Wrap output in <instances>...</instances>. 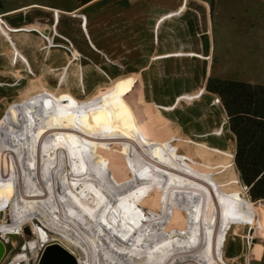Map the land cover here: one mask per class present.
Segmentation results:
<instances>
[{"label": "rangeland", "instance_id": "rangeland-1", "mask_svg": "<svg viewBox=\"0 0 264 264\" xmlns=\"http://www.w3.org/2000/svg\"><path fill=\"white\" fill-rule=\"evenodd\" d=\"M183 2L185 0H93L81 10L70 13L62 11L60 19L56 21L54 11L44 7L49 5L70 11L82 5L77 0H0V8L27 3L37 5L32 7L35 9L25 11L28 17H40L49 25L51 38L58 45L67 46L53 50L62 48L71 55L67 62H57L61 66L51 71L52 80H39L32 75L34 79H11V75H8L10 70L3 66L5 75L0 77V234L12 232L13 229L6 228L13 225L21 228L23 233L17 236L15 247L8 246L0 264H9L20 251L26 235L33 238V229L44 227L47 231L43 229L40 233L50 242L41 249L35 264H40L46 247L51 244H60L77 263L80 254L84 253L83 248L89 247L92 264H107L109 256H116L118 264H125L121 253L127 249L135 257V264H150L154 251L144 247L143 238L139 239L142 230L137 228L134 220V213L141 215L142 206L127 207L126 199L118 196L120 199L117 198L115 204L119 206L121 214L117 217L114 204H110L112 200H109L105 207L109 208V212L105 209L104 215L125 230L131 240V248H122V242L113 240L114 244L109 247L113 249L112 254L107 255L105 249L108 247L103 239H108V235L101 231L105 227L99 223L97 214L100 206L94 212L90 205H75L77 208L73 211L79 216L74 220L60 218L52 207L53 213L49 211L52 214L51 222L44 219L48 208L44 209L36 201L40 188L34 187V179L43 185L46 181L37 175L39 164H36L33 145L42 141L45 133L83 134L100 141L107 148L112 147L111 143L116 137L112 121H100L82 111L66 110L55 96L65 97V93H72L80 101L90 102L115 86L114 113L123 120L126 116L121 110L122 102L135 96L149 131L152 119L156 118L165 132L163 138L170 126L178 130L181 124L185 130L181 136L222 148L241 202L229 215L227 230L222 231L208 246L221 248V264H264V201L252 200L249 188L241 182L235 164L236 140L220 108L221 99L206 90L210 77L264 85V0H188V9L182 16L171 18L158 27L159 20L179 9ZM73 13L86 15L87 18L73 16ZM86 22L88 30L83 27ZM0 31L10 39L1 25ZM74 50H78L81 56L75 58ZM180 52L185 55L164 57ZM28 72L32 73L31 70ZM33 89L34 93L43 91L46 97L52 94L51 102L47 103L46 97L40 101L43 112L34 108L36 100L30 96ZM179 97L182 101L178 103ZM155 103L176 107L169 111L162 109L161 113ZM101 104L108 105V102ZM45 124L55 128H45ZM82 124L96 127H82ZM125 127L121 126L124 132ZM68 128L87 130L81 132ZM28 132L34 134L33 138L29 137L31 140L28 139ZM151 135L153 144L158 146L159 134ZM47 147L43 148L50 149V146ZM51 150L53 158L60 157L54 152H61L62 155L73 153L80 170L84 172L85 169L87 185H94L100 180L98 172L94 175L89 167L94 163L96 154L78 147L73 152L59 147ZM125 159L123 156L120 158L121 169L118 173L125 188L130 190L125 176ZM44 161L40 159L42 165ZM136 172L140 174L138 170ZM112 178L109 181L110 189L113 186ZM131 193L138 196L141 202L142 193L136 185H133ZM12 216L14 224L10 220ZM6 217L9 218L8 223ZM60 228H63V233ZM224 235L226 243L222 245L220 240ZM188 253L181 255L180 264H199L198 261H191L194 253Z\"/></svg>", "mask_w": 264, "mask_h": 264}, {"label": "bare ground", "instance_id": "bare-ground-1", "mask_svg": "<svg viewBox=\"0 0 264 264\" xmlns=\"http://www.w3.org/2000/svg\"><path fill=\"white\" fill-rule=\"evenodd\" d=\"M171 18H173V12L165 14L159 20L158 27ZM83 27L87 30L88 22L83 23ZM116 88L117 86L103 92L90 102H82L72 93H65L64 98L60 97L61 95L55 96V99L66 107V110L82 111L100 121H112L115 124L116 137L111 143L112 147L107 148L100 141L83 134L54 132L45 133L43 140L33 145L37 158L36 164H39L37 175L45 178L46 181L43 185L34 179V187L40 188L36 195L38 197L36 201L44 209L48 208L44 219L52 220L51 213L49 214V211L53 213L52 207L56 209L60 218L74 220L79 216L77 212L73 211L74 208H77V204L81 203L87 207L90 205L94 212L100 206L97 210L100 218L99 223L105 227L101 231L108 235V239H103L104 245L106 244L108 247L106 248L108 250L105 249V253L111 255L110 252L113 249L110 250L109 247L115 241L122 242V248L125 247L126 249V246L131 248V240L125 230L121 229L118 223L110 222L104 215L106 211L109 212V208L105 207H107L109 200H112L110 204H114L115 215L120 217L121 210L115 204L118 196H120L124 200L126 199L127 207L129 205L130 207L136 206L135 208L142 206L141 215L139 212L134 213V220L137 228L142 230L139 239L143 238L144 247L154 251L151 254L150 264H180L181 255L184 256L188 252L194 253L191 257L192 262L221 264L220 260H223L221 248L209 247L208 245L222 231L227 230L229 215L234 208L240 206L239 202H241L223 157V150L206 142H197L189 137H183L179 135L178 130H173L172 126L166 130L167 135L163 138L162 134L165 132H163V128L156 118L152 119V126H150L149 131L140 109L141 105L135 96H131L127 101L122 102L121 110L126 116L123 120L121 116L119 117L114 113ZM34 90L30 95L36 100L34 108L36 107V110L43 112L39 103L46 96L43 91L34 93ZM51 96L50 93L45 98L47 103H49L48 101L51 102ZM105 101L108 102V105L101 104ZM180 101L182 99L179 97L178 103ZM155 104L160 112L162 109L169 111L176 107V105L165 107ZM39 111L37 112L39 113ZM123 125L126 126L125 132L121 129ZM151 133L159 134L158 146L153 144ZM28 134L30 135L28 139L34 137L33 133L28 132ZM47 146H50V149L43 148ZM54 147L64 149L66 152H73L74 148L78 147L80 150L96 154L94 163L90 164L89 167L94 175L98 172L100 176V180H97L98 183L93 181L95 186L93 184L87 185L85 169L84 172L80 170L73 159V153L62 155L61 152H54L60 157L53 158L51 149ZM122 156L126 158L125 176L129 181L130 190L125 188L121 174L118 173L121 169L122 159L120 161V158ZM40 159L43 161L45 159L43 163L46 164V167L41 164ZM107 162H109L108 166L106 165ZM78 163L80 162L78 161ZM83 166L85 167V165ZM136 170L140 173L139 175ZM32 173L34 175V170ZM89 177L94 178L95 176ZM111 177H113L112 189L109 185ZM133 185H136L142 193L141 202H139L138 196H133L131 193ZM105 209L106 211H104ZM17 227L13 225L10 228L13 229V232ZM43 229H33L32 234L35 235V241L31 247V256L33 257L24 254L19 256L18 260L26 263L38 258L41 247L50 242L40 233L41 230H46L45 227ZM62 230L63 228H60V232ZM60 237H63L61 233ZM225 239L226 236H222L220 240L222 245L226 243ZM83 250L84 253L80 254L78 263L92 264L89 247L83 248ZM125 251V253H121L125 264H135V257L131 251L128 249ZM109 258L107 264H118L116 256H109Z\"/></svg>", "mask_w": 264, "mask_h": 264}, {"label": "crops", "instance_id": "crops-1", "mask_svg": "<svg viewBox=\"0 0 264 264\" xmlns=\"http://www.w3.org/2000/svg\"><path fill=\"white\" fill-rule=\"evenodd\" d=\"M86 5H88V3L82 6H77L70 11L49 5L44 8L52 9L57 19L56 21H58L62 11L70 13L74 10H81L82 7ZM34 6L37 5L34 3H27L14 7L4 6L3 8H0V25L8 32L10 37V39H8L0 31V77H4L5 75L3 71V66H5L10 70L8 75H11V79L19 80L21 77V79H34L32 76H35L39 80H52L53 77L51 76V71L56 70L61 66L57 62H62L63 60L67 62V59L71 57L70 53L65 49L61 48L53 50V48L59 46L64 48L67 46L58 45L53 37L51 38V29L48 28L49 25L41 21L40 17H28V13L25 11L35 9L32 8ZM180 8L175 10V13L172 11L173 18L185 13L184 11L188 9V0H185V2H183V7L181 5ZM37 10L38 9H36V11ZM56 13H58V16ZM73 16L86 17V15H78L76 13H73ZM184 55L185 53L180 52L169 54L167 57H181ZM74 56L75 58H78L81 56V53L78 50H74ZM52 63H56L57 65H53ZM26 70H31L32 73H29L28 71L26 72ZM184 132V127L179 124V135ZM208 144L220 148L219 146L210 143Z\"/></svg>", "mask_w": 264, "mask_h": 264}, {"label": "trees", "instance_id": "trees-1", "mask_svg": "<svg viewBox=\"0 0 264 264\" xmlns=\"http://www.w3.org/2000/svg\"><path fill=\"white\" fill-rule=\"evenodd\" d=\"M77 1L85 5L93 0ZM206 90L217 95L227 111L228 127L236 140L235 164L241 182L249 188L252 200L264 201V85L210 77ZM89 126L96 127L82 124ZM48 127L55 128L45 124Z\"/></svg>", "mask_w": 264, "mask_h": 264}, {"label": "water", "instance_id": "water-1", "mask_svg": "<svg viewBox=\"0 0 264 264\" xmlns=\"http://www.w3.org/2000/svg\"><path fill=\"white\" fill-rule=\"evenodd\" d=\"M220 108L225 116V120L229 122L227 111L221 102ZM10 237L16 241L17 234H10ZM228 243V241H227ZM6 253V246L0 239V262ZM40 264H78L73 255L62 247L60 244H51L46 247Z\"/></svg>", "mask_w": 264, "mask_h": 264}, {"label": "built area", "instance_id": "built-area-1", "mask_svg": "<svg viewBox=\"0 0 264 264\" xmlns=\"http://www.w3.org/2000/svg\"><path fill=\"white\" fill-rule=\"evenodd\" d=\"M7 217H6V223H8V220H9V218H7ZM10 220L14 224V217L13 216L10 217ZM10 227H12V226H9L6 229H9ZM14 231L13 232H9V233L3 232L2 234H0V239L2 240V242L6 246V252L8 251V246L9 247L10 246H14V247L16 246L15 243H14L15 241L10 237V234H17V236H19V235H21L23 233V230L21 228H19V227H17L16 230H14ZM27 237L28 236L26 235V238H25L24 242L22 243V245L20 247V251L15 254V256L12 258V260H11V262L9 264H35L37 259L36 260H29L26 263L23 262L22 260H18L19 259L18 257L21 256V255H24V254L29 255L31 258L33 257V256H31V253H32L31 247H32V245H33V243L35 241V236H33V238L32 237L31 238H27ZM43 247H41V249ZM11 251H12V249H11ZM40 251L38 253V256L40 254ZM33 261H34V263H33Z\"/></svg>", "mask_w": 264, "mask_h": 264}]
</instances>
